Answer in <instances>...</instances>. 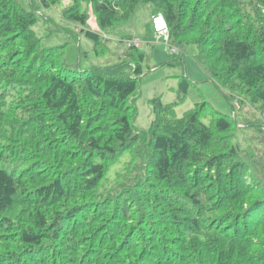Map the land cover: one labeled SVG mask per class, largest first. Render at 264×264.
I'll list each match as a JSON object with an SVG mask.
<instances>
[{
  "label": "trees",
  "instance_id": "16d2710c",
  "mask_svg": "<svg viewBox=\"0 0 264 264\" xmlns=\"http://www.w3.org/2000/svg\"><path fill=\"white\" fill-rule=\"evenodd\" d=\"M63 1L0 0V264H264V0H68L60 18L95 57L147 7L171 47H194L216 87L259 112L206 125V103L177 117L155 98L142 132L137 37L117 36L115 65L69 64L68 44L33 31ZM241 125L260 134L250 152Z\"/></svg>",
  "mask_w": 264,
  "mask_h": 264
},
{
  "label": "rangeland",
  "instance_id": "374dc122",
  "mask_svg": "<svg viewBox=\"0 0 264 264\" xmlns=\"http://www.w3.org/2000/svg\"><path fill=\"white\" fill-rule=\"evenodd\" d=\"M25 9H31L30 0H19ZM36 3V0H33ZM68 6V0H64L60 5L47 10H40L38 22L33 27L35 34L42 39L43 47H55L62 44H68L66 47V57L69 64H80L82 68L105 67L119 63L115 55L117 52L116 44L117 36L121 37L125 34L132 35L138 39H142L147 32L145 24L149 23L148 8L140 7L132 21L126 25L127 27L119 29L118 35L109 34L107 37L109 52L101 57H95L92 54V43L84 39L79 32V28L71 24L65 23L60 18V13ZM48 18L49 20H47ZM89 27L97 31L94 19L91 17L88 21ZM151 36V35H149ZM148 36V37H149ZM152 43H144L141 51L146 54L141 64L142 74L139 76V91L134 99L137 109V118L135 127L139 132L148 130L152 119V107L150 100L159 98L162 105L176 104L175 113L177 117H181L186 111L194 109L196 104L206 103L208 111H205L207 117L201 121L209 124L210 118L215 117L218 112L222 115L234 118L241 124L245 120H254L259 115L254 107L248 102L242 101L226 91L216 87L215 82L207 75V73L195 62L193 54L195 48L190 47L185 53L180 50L173 57L166 55V44L168 39L164 37L154 36ZM143 40V39H142ZM150 41V42H152ZM120 50H126L125 45H117ZM78 51L80 57L78 58ZM79 60V61H78ZM126 62L130 63V59ZM137 62V61H136ZM131 65V64H130ZM130 71L128 66L124 69ZM185 79L189 84V90L184 99H180L178 95V86L180 81ZM260 119L264 122V114ZM248 122V121H247ZM236 133V140L243 149H251L257 146V138L260 134L252 132L250 127L242 128ZM264 129V123H263ZM252 153V152H251Z\"/></svg>",
  "mask_w": 264,
  "mask_h": 264
},
{
  "label": "built area",
  "instance_id": "2783aa9c",
  "mask_svg": "<svg viewBox=\"0 0 264 264\" xmlns=\"http://www.w3.org/2000/svg\"><path fill=\"white\" fill-rule=\"evenodd\" d=\"M151 18V26L153 33L157 37H164L165 39H168V28L164 18L160 14L154 15ZM144 43L145 42H142L136 38L128 41L127 45L140 48L141 46H143ZM166 49V55L168 57H173L178 52L176 48L171 47L169 44H166Z\"/></svg>",
  "mask_w": 264,
  "mask_h": 264
}]
</instances>
